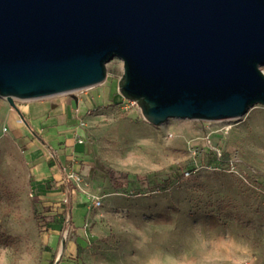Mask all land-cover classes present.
I'll return each mask as SVG.
<instances>
[{"label":"rangeland","instance_id":"rangeland-1","mask_svg":"<svg viewBox=\"0 0 264 264\" xmlns=\"http://www.w3.org/2000/svg\"><path fill=\"white\" fill-rule=\"evenodd\" d=\"M107 69L101 85L16 101V109L0 98V264H264V106L229 120L155 126L120 92L123 61ZM51 103L77 118L74 133L89 147L72 187L102 201L80 232L67 218L59 248V236L50 240L54 251L55 216L44 215L32 190L33 137L9 125L28 104L29 127L39 131ZM110 170L122 188L112 187ZM74 215L83 225L84 210Z\"/></svg>","mask_w":264,"mask_h":264},{"label":"water","instance_id":"water-1","mask_svg":"<svg viewBox=\"0 0 264 264\" xmlns=\"http://www.w3.org/2000/svg\"><path fill=\"white\" fill-rule=\"evenodd\" d=\"M143 117L222 121L264 106V0H0V98L104 83Z\"/></svg>","mask_w":264,"mask_h":264},{"label":"crops","instance_id":"crops-1","mask_svg":"<svg viewBox=\"0 0 264 264\" xmlns=\"http://www.w3.org/2000/svg\"><path fill=\"white\" fill-rule=\"evenodd\" d=\"M51 104L55 110L41 118L39 131H32L29 127L28 122L32 118L28 104L21 110L22 121L11 116L9 125L21 134L33 137L28 141L32 190L44 215L55 216L50 222L52 229L48 234V243L51 247L52 236H59V248L62 239L60 233L66 228L67 218L71 217L72 227L80 232L86 226V217L92 208L90 198L74 189L70 181L72 175L77 176L81 171L84 163L82 157L88 154L89 147L78 140L74 133L77 118L74 115L70 118L59 104ZM60 119L65 121L60 122ZM76 192L80 195H76ZM75 209H83L86 213L83 225L76 226ZM79 246L80 241L76 239L71 251L77 254Z\"/></svg>","mask_w":264,"mask_h":264},{"label":"trees","instance_id":"trees-1","mask_svg":"<svg viewBox=\"0 0 264 264\" xmlns=\"http://www.w3.org/2000/svg\"><path fill=\"white\" fill-rule=\"evenodd\" d=\"M110 176V183L113 188L120 189L123 187V183L120 181L118 177H116V172L114 170L109 171ZM76 195H80L78 192H76Z\"/></svg>","mask_w":264,"mask_h":264},{"label":"built area","instance_id":"built-area-1","mask_svg":"<svg viewBox=\"0 0 264 264\" xmlns=\"http://www.w3.org/2000/svg\"><path fill=\"white\" fill-rule=\"evenodd\" d=\"M220 155H221V154H220ZM186 175L189 176V175H190V172H188ZM71 178H72V179H76V180L79 179L78 176H75V175H72ZM90 205H91V207H92V206H95V207H101V206H102V201H99V200H93V199H92ZM248 264H249V263H248Z\"/></svg>","mask_w":264,"mask_h":264}]
</instances>
